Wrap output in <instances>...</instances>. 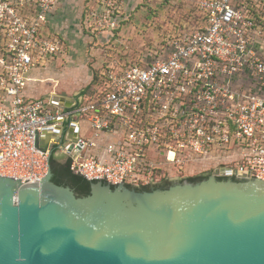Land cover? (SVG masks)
Instances as JSON below:
<instances>
[{
  "label": "built area",
  "instance_id": "1",
  "mask_svg": "<svg viewBox=\"0 0 264 264\" xmlns=\"http://www.w3.org/2000/svg\"><path fill=\"white\" fill-rule=\"evenodd\" d=\"M154 1L193 3L196 14L137 60L104 65L91 93L33 96L32 72L63 52L47 30L61 0H0V175L40 181L54 151L73 172L112 184L194 168L264 179V0ZM134 2L87 0L85 27L112 37Z\"/></svg>",
  "mask_w": 264,
  "mask_h": 264
},
{
  "label": "water",
  "instance_id": "2",
  "mask_svg": "<svg viewBox=\"0 0 264 264\" xmlns=\"http://www.w3.org/2000/svg\"><path fill=\"white\" fill-rule=\"evenodd\" d=\"M219 174L96 180L82 196L50 166L40 181L0 175V264H264V179Z\"/></svg>",
  "mask_w": 264,
  "mask_h": 264
},
{
  "label": "rangeland",
  "instance_id": "3",
  "mask_svg": "<svg viewBox=\"0 0 264 264\" xmlns=\"http://www.w3.org/2000/svg\"><path fill=\"white\" fill-rule=\"evenodd\" d=\"M69 1L65 7L68 11L59 20L60 27L53 31L64 42L63 52L49 65L32 72L34 79L27 92L33 96L78 95L91 82L93 72H102L105 64L137 60L144 46L154 47L171 23L190 20L196 14L193 3L185 7L184 4L134 0L136 10L127 14L120 30L114 31L112 37L106 32L102 37H93L95 32L84 23L87 0ZM54 154L58 160L66 159L61 153ZM204 169H188L185 173L202 174Z\"/></svg>",
  "mask_w": 264,
  "mask_h": 264
},
{
  "label": "trees",
  "instance_id": "4",
  "mask_svg": "<svg viewBox=\"0 0 264 264\" xmlns=\"http://www.w3.org/2000/svg\"><path fill=\"white\" fill-rule=\"evenodd\" d=\"M151 43V42H150ZM145 45L144 47H146ZM106 66V64H105ZM105 75L103 72L96 70L93 72V76L91 82L87 85V88L81 91L82 94H89L92 90H96L99 86L103 84ZM49 166L52 172L51 180L52 182L58 185L69 186L73 189L75 194L77 195H87L90 192L91 183L96 180H88L84 176L73 172L70 169V159L66 157L64 163H61L54 154V151L51 152L49 157ZM208 175L206 174H196L189 175L186 178L179 179L181 182L183 179H186L191 182H197L202 179H205ZM218 179H224L226 176L217 177ZM234 179V178H233ZM104 182V181H103ZM173 182L172 180L164 179L157 183V186H153L154 184L143 185L139 187H135L138 190H151L153 188H167ZM129 187L132 185L127 184ZM114 186V185H111Z\"/></svg>",
  "mask_w": 264,
  "mask_h": 264
},
{
  "label": "crops",
  "instance_id": "5",
  "mask_svg": "<svg viewBox=\"0 0 264 264\" xmlns=\"http://www.w3.org/2000/svg\"><path fill=\"white\" fill-rule=\"evenodd\" d=\"M67 3H70V1L69 0H62V3H61L62 6L50 18V21L48 22V25H47V30L49 32L54 33L53 31H55L56 29H58L60 27V23H59L60 21L59 20L68 11L65 8Z\"/></svg>",
  "mask_w": 264,
  "mask_h": 264
},
{
  "label": "flooded vegetation",
  "instance_id": "6",
  "mask_svg": "<svg viewBox=\"0 0 264 264\" xmlns=\"http://www.w3.org/2000/svg\"><path fill=\"white\" fill-rule=\"evenodd\" d=\"M59 161H60L61 163H64L65 159H63V160H59ZM213 171H214V170H207V171L202 172V174L209 175V174H211ZM220 176H226V175H225V174H219L217 177H220ZM175 181H177V180H172V182H175ZM153 186H157V183L154 184Z\"/></svg>",
  "mask_w": 264,
  "mask_h": 264
}]
</instances>
